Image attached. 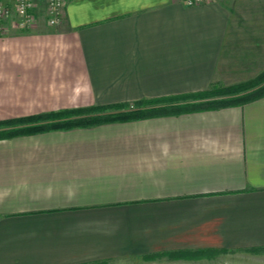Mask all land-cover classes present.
<instances>
[{
	"label": "crops",
	"instance_id": "0c3cea01",
	"mask_svg": "<svg viewBox=\"0 0 264 264\" xmlns=\"http://www.w3.org/2000/svg\"><path fill=\"white\" fill-rule=\"evenodd\" d=\"M35 13L0 35V122L264 70V0H67L57 25L44 2ZM252 258L264 264V96L0 139V264Z\"/></svg>",
	"mask_w": 264,
	"mask_h": 264
},
{
	"label": "trees",
	"instance_id": "16d2710c",
	"mask_svg": "<svg viewBox=\"0 0 264 264\" xmlns=\"http://www.w3.org/2000/svg\"><path fill=\"white\" fill-rule=\"evenodd\" d=\"M262 96H264V70L247 81L226 86L213 84L207 90L191 94L139 100L131 104L95 105L0 122V126L26 124L18 128L0 130V139L51 129L87 127L108 122L131 121L243 105ZM262 249L257 248L253 251Z\"/></svg>",
	"mask_w": 264,
	"mask_h": 264
},
{
	"label": "built area",
	"instance_id": "2783aa9c",
	"mask_svg": "<svg viewBox=\"0 0 264 264\" xmlns=\"http://www.w3.org/2000/svg\"><path fill=\"white\" fill-rule=\"evenodd\" d=\"M188 6L209 3L212 0H182ZM44 2L49 24L57 25L65 14L67 0H15L14 9L6 0H0V35L4 33L6 23L12 21L18 28H28L36 21L35 8Z\"/></svg>",
	"mask_w": 264,
	"mask_h": 264
},
{
	"label": "rangeland",
	"instance_id": "374dc122",
	"mask_svg": "<svg viewBox=\"0 0 264 264\" xmlns=\"http://www.w3.org/2000/svg\"><path fill=\"white\" fill-rule=\"evenodd\" d=\"M233 84H235V83H233ZM218 85L221 86V84H218ZM229 85H231V84H229ZM222 86H226V85H222ZM130 107H133V106H130ZM229 260L230 259H228V261L220 259L219 260V261H221L220 263H213V264H241L242 263L241 262L242 260H240V259L239 260L235 259V260H230V261ZM257 260H258L257 258H252V261H253L254 264H257L256 263ZM259 260L264 261V259H259ZM236 261H239L240 263H238ZM105 264H151V263L140 262L138 260H115V261H112L110 263H105ZM153 264H210V263H206V261H202V262L197 263V261L196 262H190V261H182V260L178 261V260H175V261H164L163 262L162 260H158L157 262H155Z\"/></svg>",
	"mask_w": 264,
	"mask_h": 264
}]
</instances>
